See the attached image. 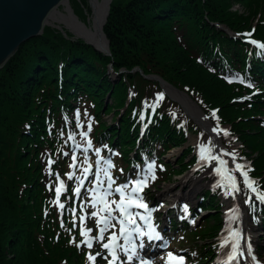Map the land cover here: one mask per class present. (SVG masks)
I'll use <instances>...</instances> for the list:
<instances>
[{
	"label": "trees",
	"instance_id": "obj_1",
	"mask_svg": "<svg viewBox=\"0 0 264 264\" xmlns=\"http://www.w3.org/2000/svg\"><path fill=\"white\" fill-rule=\"evenodd\" d=\"M233 2L242 4L247 13L233 11ZM71 6L84 21L90 11L86 0H71ZM256 16L264 17V0H111L102 26L110 54L82 39L66 38L51 26L21 43L0 67V264H64L62 243L52 250L54 234L66 229L61 222L48 220L46 239L39 227L32 232L38 224L33 220L22 224L20 217L34 192L29 190L28 172L38 165L46 167L47 155L63 159V152L76 141L74 135L78 138V125L80 136L90 142L87 148L82 143V157H108L117 181L139 172L146 175L141 179L147 185L154 179L152 184L161 179L170 182L173 173L189 169L193 146L187 129L199 139L208 137L167 95L157 100L159 123L154 126V120V128L150 126L140 137V121L146 117V113L141 116L143 108L148 110L161 96L159 81L143 74H155L187 92L215 124L227 125L225 145L238 143L231 138L237 136L254 173L264 174V119L255 118L264 114V56L216 27L217 23L229 31H249ZM255 28L254 36L264 42V26ZM110 64L117 73L124 69L118 81L108 75ZM257 89L259 93L252 94ZM243 95L249 100L240 102ZM215 109L218 114L213 116ZM105 114H111L110 122L103 118ZM179 146L184 152L181 157L166 162V150ZM25 153L35 154L34 166L22 168ZM8 155L13 156L11 164ZM260 189L264 191V179ZM210 196L207 190L198 204L209 212L198 227L188 229L186 222L170 218L169 229L192 231L193 240L217 236L222 218L217 200ZM145 198L146 203L153 200L152 191ZM198 246H193L194 251Z\"/></svg>",
	"mask_w": 264,
	"mask_h": 264
},
{
	"label": "bare ground",
	"instance_id": "obj_2",
	"mask_svg": "<svg viewBox=\"0 0 264 264\" xmlns=\"http://www.w3.org/2000/svg\"><path fill=\"white\" fill-rule=\"evenodd\" d=\"M108 1L109 0H89V2L92 4L94 8V14H95L94 19L95 20H94L93 28L95 30V34L89 33V31L84 26L85 24L78 21V19L74 16L73 12L69 11L68 7H67L68 9L67 15L60 12V10L58 9L59 7L58 8L56 7L48 14L47 20H51L53 23H64L66 26H68L73 31V34L75 36L77 35L79 37L84 38L85 41L90 42V44L93 43L94 45L93 44L92 45L94 47L97 46L98 48L104 49L106 41H105L104 36L101 33L102 20H103L104 15H100V12L102 10L101 14L104 13L105 11L104 9L106 8ZM67 2L68 1H63L62 4L66 5ZM77 22L78 23L80 22L82 24L80 23L78 24ZM216 27L217 28L219 27L223 32L229 34L231 37L240 39L245 44H248L251 48H255L256 53L258 55L262 54L264 56V49L256 46V44H260L264 42L261 41L260 39H257L254 36L255 31H256L255 27H252L249 31H243L240 33L229 31L224 26L217 24V23H216ZM249 33L251 34L250 36L247 35ZM250 37L252 38L251 39L252 41L256 42V44L249 42ZM254 54L255 53H253V55ZM249 65L250 64L248 62L247 67ZM118 76H119V73H118ZM144 78L146 77L144 76ZM247 78L249 79L248 74H247ZM157 80L159 81L160 95H167L170 99L177 102L178 105L176 103L174 104H176L178 108L180 107L184 111V114L186 115V117L191 123H193L194 125H197L199 128L201 127L207 128L206 132L209 133V134L207 133L205 134L206 138L208 137V139L205 140L206 145L204 147L196 146L191 149V157L189 161L192 159L195 160L198 157H201L202 161H205L206 159H210L211 156H214L215 164L217 168L213 170L212 167L211 168L208 167L209 169L207 171L208 173L206 176L208 179H210V176H211L213 180L216 179L217 177H222L224 179V181L220 182L219 184H216L211 189H207L209 190L210 195H213V196H210V198H214L217 200L219 204L218 209L221 215H222L221 213L222 200L221 199L228 198L226 206H224V211H223V214H224L223 218L225 222L223 221V218H222V223L219 227L220 231H224V232L223 233L220 232V234L217 236L218 240L219 238H221V236L223 237L224 235L226 236L225 240H227V238H230L227 240L228 243L226 245H228L229 247H231L233 243L239 245V248L237 249L236 260H235L236 264H249L248 262L250 261V256H254L255 258H257L259 263L264 264V250H260L262 246L264 247V243L263 245H258L256 238L254 237L255 234L253 233L254 229L252 227L253 225V226H258L259 228H261V231H260V233L262 234L261 239L264 240V221H263L264 220V202H261L257 198L259 195H264V191L260 189L261 180L264 179V174H262L261 176H258L254 173L253 168L251 166L252 162L249 159V157L248 156L246 157L245 154L242 152L243 147L240 141L238 140L237 136L231 137L233 139H237L239 143V146L237 147L236 152H235V160H233L232 155H230L232 154L231 150L229 149V147L225 145V143H227V140H229L227 136L224 134L225 132H227V135H228L229 129L227 125L215 124L214 121L212 120V117L203 113V110L201 109L199 104L195 102L189 96L187 92L174 87L173 85L162 80L160 77ZM130 91L131 92H129V98L126 101V106L129 103V100L131 98L132 89H130ZM157 100L158 99L156 98L155 101L150 105V108H148V110L144 108L142 110L141 116L142 115L145 116V113H146V117H144L143 122L140 121V125H139L140 137L145 134V132L150 126L153 127L152 124L154 120H155L154 126H156L159 123V120L155 116V111L158 105ZM122 111L123 109L121 110L120 116L122 114ZM216 112L218 114L217 109L213 111V113L215 114ZM159 115L163 116L162 113H159ZM178 123L179 122H177L176 124ZM217 126H218V130L214 131V129H217ZM186 135H187L188 141L190 142L192 141L193 137L200 138V136H193L188 129H187ZM208 143H210L209 146L207 145ZM173 148H176V147H173ZM201 149H205V151L202 152ZM169 152H170V149H168V151L165 153V156ZM164 159L166 162H168V160L165 157ZM246 159L247 161H245ZM218 161L225 163L226 167L220 166V163H218ZM236 164L244 165L245 171L250 169V171H248V177L251 181L255 182L253 186L256 188V192H252L253 194L251 193V190H249L248 187L244 184L241 173L235 170ZM196 165L193 167H191L192 166L191 165L189 169L190 168L191 170L197 169L200 172L203 171V169H198V166ZM201 165L203 166V163ZM185 171L186 170H184V172ZM189 174L190 173H188L185 176L184 180L181 181V184L184 185L185 182L191 181V184L193 182L192 187L201 189V187L199 186H202L201 185L202 179L198 178L197 176H192ZM178 175L180 174H176V173L172 174V176L174 177ZM222 175H225L226 177H229V178L223 177ZM203 176H205V173L203 174ZM120 181H121V185H124L125 183L126 184L130 183L129 186L131 187V189H133L135 182L143 181V180L141 179V176L138 175L135 177V182L134 180L131 181L130 179H127V181L126 180H123V181L120 180ZM164 181H165L164 179H161L159 181L157 180L155 184H152L155 182V179H154L151 184L149 185L146 184V186L143 187V190L137 193L136 195L141 197L143 200V197L145 198L146 196H148L149 191L154 190L155 186L156 187L158 186L159 188V185L164 183ZM234 182H236V186L239 189V191H233ZM227 187H229V189ZM224 188H225V191L223 190ZM204 192L206 193L207 191L204 190L201 193V195L197 197L195 205H191L190 203L186 202V203L179 205L178 208L175 209L176 211L172 210V208L174 207L173 205H175L176 199H178L177 194L174 193L171 198V202L173 203H171V205L168 206V209L164 211L167 217L166 222L162 223V225L157 223L159 229H156V231L158 233H156L154 229L151 230L149 223L146 221L148 223L149 230L152 233H154V239L149 240L148 236L145 239L144 235L138 236L136 232H134L133 238H134L135 243L133 244H137L140 247V244L143 243L144 246L141 248L143 250L148 249L149 245L151 246L158 245L159 242L163 239H166L167 234L170 233V229H169L170 218H174L175 221L177 220L180 222H186L187 226H189L188 229L198 227L201 223V220L205 218L207 214L209 213L208 211H202L198 205L204 198ZM226 192L231 193V194H227ZM132 194L133 193L131 191V195ZM134 199H135V196H134ZM146 201L147 203L143 200V202H145L144 204L147 205V208L145 209L146 211H142L136 207H131L128 209V211L133 214L134 219L137 221L136 224L139 229H140L139 220L141 219V216H146L145 219H147L148 217L149 219L147 220L152 222V218H150L151 214L154 219L156 217L157 218L159 217L158 214L160 215L159 203L155 205L153 200L149 199V201L148 200ZM249 219L252 220V225L249 223ZM191 225H193V227ZM181 233L185 237L188 235V237H186L185 241L183 239H180L178 241L177 248L173 247V250L178 251L180 255L185 256L188 264H230V261L227 255L225 254V252L221 253L220 249L217 250V253L214 251L215 244L219 245V243H215L217 242L216 236L213 235L212 237L206 238L204 240L197 239V238H194L195 240H193L192 231H189V232L181 231ZM218 233L219 231L217 232V234ZM233 233H236L237 235L233 236L232 235ZM157 236L159 237L158 239L155 238ZM170 236L174 237V235H171V234ZM214 239H215V242H214ZM199 241L201 245H199L197 250L194 251L193 246L197 244V242ZM202 241H205V242H202ZM119 242L120 241L117 240L116 243L119 244ZM172 242L174 243L173 239H172ZM186 242L187 244H185ZM222 243L225 244L226 242L223 241ZM216 249L217 247L215 248V250ZM249 249L251 251V255H249ZM223 254H225V257L223 256ZM148 255L153 258L156 255H160V252H158V250L156 252H153V250H150L148 252ZM165 255H166V252L162 254V256H165Z\"/></svg>",
	"mask_w": 264,
	"mask_h": 264
},
{
	"label": "rangeland",
	"instance_id": "obj_3",
	"mask_svg": "<svg viewBox=\"0 0 264 264\" xmlns=\"http://www.w3.org/2000/svg\"><path fill=\"white\" fill-rule=\"evenodd\" d=\"M67 1L68 2L66 5L62 4V3L57 5V8L59 7L58 9L60 10V12L67 15L68 9H69V11L73 12L74 16H76L78 20L82 21L85 24L84 26L89 31V33L95 34V30L93 28V24H94V20H95L94 19L95 14H94V9L92 8V5L89 2V0H86V3L89 6L90 11H89L86 19H84V21L79 19L78 16L74 13L73 8L71 6V0H67ZM121 1H125V0H121ZM67 7H68V9H67ZM231 9H233V11H238L240 13H243V12L247 13V11L243 7V5L240 4L239 2H233ZM101 12H102V10H101ZM101 12H100V15H104V13L101 14ZM103 21H104V19L102 20V23H103ZM80 24H82V23H80ZM259 24L261 26H264V17L263 18H260L259 16L252 17L250 28L256 27ZM220 25L227 27L224 24H220ZM45 26H51V27L58 29L62 33V35L65 36L66 38L82 39L85 43H87V41H85L84 38L79 37L77 35L75 36L73 34V31L68 26H66L64 23H53L51 20H46V24L44 25V27ZM44 27L42 29V32L44 30ZM249 39H250V41H252L251 37ZM87 44H90V42H88ZM92 44H90V45H92ZM108 47H109V42H108ZM99 51L102 52L101 50H99ZM109 52H110V50H109ZM133 70H138V68L135 67ZM122 71H124V69L120 70V72H122ZM107 72H108L110 79L113 82L115 80L118 81V79H119L118 73L113 71L111 64L109 65V69ZM259 90L258 89L255 90L252 94L259 93ZM157 93L159 94V92H157ZM244 98H247L249 100V96L243 95L239 101L243 102ZM108 101H111V99ZM105 108H106V106L101 108V113L105 110ZM256 115H257L255 117L256 119H264V114H256ZM111 117H112L111 114L110 115H106V114L103 115V118L107 122H110ZM75 126H76V124H75ZM80 126L81 125H78V127H76L78 138L75 134L74 138L76 141L73 140L72 147H70L68 150H65L63 152V154L61 155L63 159H60V158L54 159L51 155H47L48 162H47L46 167H40L38 165L37 167H35L34 171H32L33 169H30L31 172H28L27 175H29L30 180L32 179V181L30 182L29 190H30V192H31V190H34V192L32 193V195H28L27 200H26V202H27L26 203V209L27 210L29 209V211L25 210V212L21 215L20 219L22 221V224L23 223L28 224L31 220H33V222L38 224V226L33 227L32 232L37 230V228L39 227L42 235L46 236L45 237L46 239H49L47 237L50 235V232L47 229L48 220L54 219V220H59L61 222V225L66 229L64 232H62L60 234L59 233L54 234L53 240H52V242H53L52 250H55V247L58 246L60 243H62V251L64 254L63 255L64 264H90V261L88 260L89 254L96 257L95 264H107V262L111 259V257L108 256L106 250H104L102 248L101 244L107 243L108 237L110 235H112L113 233L119 235L120 225L117 223L116 219H113L111 221V225H114V227L110 226L108 228V230L105 231L103 242H99L95 239L99 233V229L97 226V217H94L92 215V213L98 212L100 206H99L97 201H94V197L91 194L92 185L90 184V181H91L92 177H90L88 179V176H86V173H89V174H91V172L94 173L96 167H97V170L99 171V173L104 172L105 162H102L104 155H102L101 159L98 161H96V157H94L92 159L87 154H85L86 156L82 157V155H83L82 154V147H83L82 143L84 142V148H87L90 146V142H89L88 137H85V135L83 137L80 136L81 135ZM199 129L202 130L204 133H207L206 132L207 128L201 127ZM219 133H220V131H219ZM207 134H209V133H207ZM202 140L203 139L199 140L198 137H193V139L190 143L193 147H196V146L197 147L198 146L204 147L206 145V143H205V140H203V141ZM210 143H208L207 145L209 146ZM77 146L79 148H77ZM238 146H239V144L235 143L229 147L232 154L236 152V149ZM182 150H183L182 146L172 148V149H170V152L165 156V158L168 161L175 163L176 160L180 158V155H182L184 153V152H182ZM91 151H96V150H91ZM167 151L168 150H166V152ZM232 154H230V155H232ZM34 155L35 154L28 155L25 153V155L23 157L22 168H24V166H26V165L34 166V164L31 163L32 157H34ZM7 158H8L9 164L13 163V156L12 155H8ZM49 161H52V163L50 164ZM110 162H111V164H113L112 160H110ZM202 163H203V166L201 165ZM73 164L75 165L74 167H73ZM197 164L198 165H196V166H198V169H203V171L200 172L197 169L191 170V168H190V169L186 170L184 173L174 177V180H172L170 182H164V183L159 185V188H157V189L155 188L154 190H152V194L154 195L153 202L155 205H157L159 203V206H160L159 207V210H160L159 218L161 220V223H164L167 220V217H166L164 211H166L168 209V206L171 205V203H173V202H171V198H172V195L174 193L177 194L178 199H176L175 205H173L174 207L172 208V210L176 211L175 209H177L179 205L186 203V202L190 203L191 205H195L197 197L200 196L204 190L207 191V189H211L216 184H219L220 182L224 181V179L222 177H217L216 179L213 180L211 178V176H210V179H208L206 176L209 168L212 167L213 170H215L217 168L216 164H215L214 156H211L210 159H206L205 161H202V159L199 158V162ZM174 167L176 168V166H174ZM16 169H18V168H16ZM86 169H87V171H85ZM37 170H41V172L37 173ZM188 173H190L189 175L197 176L198 178L202 179L201 180L202 186H199V187H201V189L192 187L193 182L191 184V181L185 182L184 185L181 184V181L184 180L185 176ZM204 173H205V176H203ZM69 176H71L72 178L69 179ZM136 176H137V174L135 173L134 175L131 176L130 180L135 181ZM222 176L226 177L225 175H222ZM141 177L144 178V180L146 179L145 174H142ZM202 177H204V178H202ZM226 178H228V177H226ZM39 180L42 181V185L39 184L40 183V182H38ZM106 181H107V177L104 174L103 189L106 186ZM120 183H121V181H120ZM123 183H125V182H123ZM61 184H63V188L61 189V193L59 195V198H57L56 188L59 187ZM126 186H128V185H126ZM78 188H79V190L81 189L79 191V194H77ZM227 188L229 189V187H227ZM223 190L225 191V188ZM226 191H228V190H226ZM130 192H131V187H129V188L126 187L125 188L126 196H129L130 198L134 199V195L132 194L133 195L132 196ZM193 192H195V193H193ZM226 193L228 194V192H226ZM251 193H252V191H251ZM43 194H46V198H44V199L41 198V196ZM57 199H58V203H57ZM227 199L228 198L221 199L222 200V209H221L222 215L220 214L221 218H223V215H224L223 211H224V206H226ZM106 200L109 202L110 201L119 202L120 195H119V193H116L115 190L114 191L112 190L111 193L106 197ZM17 202H18V209L20 210L19 203L21 202V198L18 199ZM94 202L96 203L95 207H93ZM60 204H62L64 207L63 208L59 207ZM112 207L115 208V205H112ZM16 212H18V211H16ZM30 214H31L32 218L30 217ZM112 214L115 215V216L112 215L113 217H119V212L113 211ZM99 215L101 217H103L104 215H106V213H99ZM80 217H84L83 221H81ZM67 221L70 222V227L68 226ZM223 221L225 222L224 218H223ZM249 223L252 225L251 219H249ZM31 224L32 223H30V226H32ZM191 226L193 227V225H191ZM252 227L254 229L253 233L255 234L254 237L256 238L258 245H263L264 240L261 239L262 238L261 237L262 234L260 233L261 228H259L258 226H253V225H252ZM81 228L85 229V231L88 235V238L91 240V244H92L91 248L87 247L83 243L85 237H82L80 234ZM88 229H91L90 233L87 232ZM181 231L182 230L177 229V228L172 230V231L170 230V233L167 234L166 239L161 240L159 242V245L166 243V246H167V248H163V249L161 248L160 255H156L152 258V257H147L142 252H139L138 254H136L133 257L130 264H140L141 260L146 261L147 264H153V262L155 264H160L162 254L164 252H167V250H171V248H173V247L177 248L178 241L180 239H183L185 241L186 237H188V235L186 237L184 235H182ZM170 234L174 235V237H171ZM172 239L174 240V243L172 242ZM202 242H205V241H202ZM77 244H79L80 247H77ZM169 244H170V246H169ZM185 244H187V242ZM197 244L201 245L200 241L197 242ZM124 247H127L129 249L128 245L127 246L119 245L118 257L120 259L118 260V263H121L122 261L127 260V256L125 255V253L123 251ZM215 248H216V245H215ZM217 250H218V248L215 250L216 253H217ZM260 250H264V247L262 246V248ZM158 251H160V248ZM98 252L100 253L99 256L96 255V253H98ZM127 254L131 255L129 251ZM152 260H153V262H152Z\"/></svg>",
	"mask_w": 264,
	"mask_h": 264
},
{
	"label": "snow or ice",
	"instance_id": "obj_4",
	"mask_svg": "<svg viewBox=\"0 0 264 264\" xmlns=\"http://www.w3.org/2000/svg\"><path fill=\"white\" fill-rule=\"evenodd\" d=\"M247 35H251L250 33ZM250 43L256 44L255 41H249ZM257 47L264 49V43H260V44H256ZM232 82V81H229ZM251 86V85H249ZM158 100L163 99V96H158L157 98ZM213 116H215V113H213ZM218 130V126L217 129H214V131ZM89 131H91V126L89 125ZM225 135H227V132L224 133ZM71 139V137H69ZM201 151H205V149H201ZM97 154H99V152H97ZM232 158L233 160H235V153L232 154ZM75 159V158H74ZM49 163L51 164L52 161H49ZM75 165L73 164V167ZM113 165L111 164V162H108V168L110 169ZM235 170L239 171L241 173V176L243 177V181L244 184L248 187L249 190H251L252 192H256V188L253 186L254 185V181H251L248 177V171H250V169H248L247 171H245V166L241 165V164H236L235 165ZM87 171V169L85 170ZM105 176L108 179V189L106 191H104L103 195L100 197H94V201H97L99 203H101L103 206L98 210V212H94L92 213V215L94 217H97V226L99 229V233L97 235V237L95 238L97 241L99 242H103L104 240V233L105 231L108 230V228L114 227V225H111V221L113 219H116L117 223L120 225L119 228V237H117V235L115 233H113L112 235H110L108 237V242L107 243H102L101 246L104 250H106L108 256L111 257V259L108 261V264H117V261L120 259L117 256L116 253V248H117V240L119 238H123L125 241V245H128L130 243L129 240V236H130V230L128 228V225H135V219L132 213H130L128 211L129 208L131 207H136V208H147V205L144 204L142 202V198L139 197L138 195H136L137 193L141 192L143 190V187L146 186L147 181H137L132 189V193L135 196V199L130 198L129 196H126L125 194V188L127 187L125 186H118L115 189L116 193H119L120 195V200L119 202L117 201H107L106 197L111 193L112 188L111 185L112 183H114V181L111 179V176L108 173V170L105 169ZM72 177L69 176V179H71ZM155 177H153L154 179ZM98 183H99V178H98ZM63 188V184H61L59 187L56 188V194H57V198H59V195L61 193V189ZM233 191H239L238 188H235V186H233ZM77 194H79V189H77ZM231 194V193H228ZM261 202H264V195H259L257 197ZM57 203H58V199H57ZM247 203V201H246ZM112 205H115V208L112 207ZM96 206V203H93V207ZM59 207L63 208L64 206L62 204L59 205ZM116 211L119 212V217H113L112 216V212ZM99 213H106V215H104L103 217H101L99 215ZM81 221H83L84 217H80ZM141 219H145V217H141ZM133 230L136 232V234L138 236H143L144 233L138 228V227H133ZM88 233L91 232V229L87 230ZM80 234L82 237H85L83 243L91 248L92 244H91V240L88 238V235L85 231L84 228H81ZM233 236L237 235L236 233L232 234ZM154 238V233H152L151 231L148 234V239L151 240ZM155 238H159L158 236ZM71 242V241H70ZM144 245L143 243L140 244V247L142 248ZM77 247H80L79 244H77ZM232 253L228 256L229 261L235 260L236 259V255H237V249L239 248L238 244L233 243L232 244ZM123 251L125 253V255L127 256V260L126 261H122L121 264H130V262L132 261L133 257L136 255V246L133 245L131 248V255H128V251L129 249L127 247L123 248ZM97 256L100 255V253H96ZM249 255H251V251L249 249ZM95 259L96 257L89 254L88 255V260L90 261V264H95ZM140 264H147L146 261L141 260ZM167 264H185V258L183 256H176L173 253L169 252L167 254Z\"/></svg>",
	"mask_w": 264,
	"mask_h": 264
},
{
	"label": "water",
	"instance_id": "obj_5",
	"mask_svg": "<svg viewBox=\"0 0 264 264\" xmlns=\"http://www.w3.org/2000/svg\"><path fill=\"white\" fill-rule=\"evenodd\" d=\"M63 1L67 0H0V67L21 43L41 34L48 14ZM110 2L111 0L108 1L104 9L103 23L105 22ZM101 33L106 40L105 48L93 47L98 51L101 50L109 54L108 40L102 29ZM144 76L146 78L159 79L154 74Z\"/></svg>",
	"mask_w": 264,
	"mask_h": 264
},
{
	"label": "flooded vegetation",
	"instance_id": "obj_6",
	"mask_svg": "<svg viewBox=\"0 0 264 264\" xmlns=\"http://www.w3.org/2000/svg\"><path fill=\"white\" fill-rule=\"evenodd\" d=\"M106 17H107V16H106ZM104 23H105V22H104ZM104 23H103V24H104ZM102 26H103V25H102ZM102 31H103V30H102ZM107 40H108V39H107Z\"/></svg>",
	"mask_w": 264,
	"mask_h": 264
}]
</instances>
